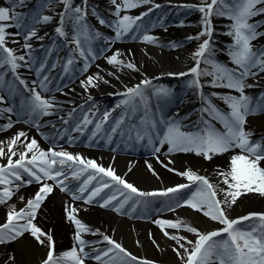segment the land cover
<instances>
[{
  "label": "snow or ice",
  "instance_id": "snow-or-ice-1",
  "mask_svg": "<svg viewBox=\"0 0 264 264\" xmlns=\"http://www.w3.org/2000/svg\"><path fill=\"white\" fill-rule=\"evenodd\" d=\"M163 7L156 0H0V133L23 124L50 145L42 148L24 130L0 138V248L39 245L38 264H158L79 217L95 205L153 223L172 242L167 247L176 264H264V211L231 215L244 197L264 199V0L172 5L200 17L195 35L167 44L154 34L167 31ZM214 18L222 21L219 31ZM124 41L143 45L142 58L149 59V46L163 52L195 43L188 52L192 66L146 75L131 48L115 47ZM134 73L138 78L125 83ZM162 76L177 78L179 86L160 83ZM113 81L120 87L108 95L117 100L101 105L93 90L115 88ZM65 144L145 153L184 182L142 189L112 164ZM175 154L228 160L215 167L213 183L191 166L171 167ZM56 189L70 197L63 217L74 227L73 245L60 252L53 231L40 223ZM182 209L200 214L208 226L181 218ZM146 239L167 250L152 232ZM135 244L143 247L139 239ZM0 256L2 264H17L15 249Z\"/></svg>",
  "mask_w": 264,
  "mask_h": 264
},
{
  "label": "bare ground",
  "instance_id": "bare-ground-1",
  "mask_svg": "<svg viewBox=\"0 0 264 264\" xmlns=\"http://www.w3.org/2000/svg\"><path fill=\"white\" fill-rule=\"evenodd\" d=\"M137 11L132 10V13L135 14ZM159 32V30L157 31ZM116 48H120L122 51H125L129 48L133 50L136 56V60L138 63L144 64V70L151 71L152 69H157L153 74L156 75L161 71H178L172 69V66H180L183 68L184 62L182 60H178L174 58V54L168 53L165 50L161 52L159 48L149 46L148 51L150 56L142 58L141 47L143 45L137 43L131 44H116ZM180 55L184 54L185 51H180ZM100 64L104 68H108L103 60L100 61ZM181 68V69H182ZM92 71H96L95 68ZM134 78H138V74H132L131 76L124 77L125 83L132 81ZM113 83L118 86L117 88L110 89L107 86H101V88L97 90H93V95L97 98V101L101 104L105 99L104 96L107 95L108 92L117 90L120 85L118 82L113 81ZM79 91V89H78ZM75 98V97H73ZM3 123V121H0ZM17 130H24L29 133L30 137H35L40 143L41 147L47 149L50 145L47 142L42 141V137L39 133L36 132L34 128L29 129L26 125L17 124L12 130L5 133H0V138H5ZM44 132H48V129H42ZM65 148L73 153L79 152L83 155L94 158L97 162L103 164L104 166H108L112 164L118 174L126 175V179L135 183L142 189H152V188H160L171 186L176 182H184L174 173H170L167 171L165 167L162 166L161 163L157 162L155 157L142 158L139 157L137 153L128 154L120 153L115 154L110 152L107 148H87L83 145L68 147L67 144L64 145ZM115 155V160L113 161L112 157ZM161 161L165 164L168 163V159L174 160V163L170 165L177 170H181L185 167L191 166L194 170H197L198 173L203 169L202 162L196 158L195 156L183 155V154H175L173 157H169L165 159V157H160ZM228 157H218L214 160L215 165H225L227 163ZM146 162L151 164L153 169L158 174L159 179L152 177L151 173L148 172ZM129 164L133 165L132 170L129 172L128 167ZM35 190V185L23 190L22 195H26L27 193H31ZM70 197L66 196L64 193L59 192L58 189L55 190L54 194L46 201L45 215L40 218V223L46 229H51L55 238V246L56 251L60 252L70 248L73 245V232L74 227L70 226L66 219L63 217V206L65 201H69ZM14 203L18 206L20 205V201L18 198H14ZM245 201H240L235 206L234 211L231 213L233 217L246 214L249 211L256 210H247L242 211L241 208L244 207ZM79 206V202H77ZM257 209H264V202H260L257 204ZM5 209L0 207V220L4 215ZM79 217L89 224L90 227L95 229H100L104 231L106 234L110 236H114V238L121 242L128 250L136 254L137 256H144L150 258L152 254L151 243L146 239L147 233L152 232L158 239L161 245V249L167 247V245H171L170 241L165 242V239L160 234L158 228L151 222H146L142 220H134L129 219L127 216H118L114 212L106 209H101L98 206H89L87 211H80ZM179 216L181 218H185L190 222H194L200 227L208 226V222L204 217L200 214H197L191 210H179ZM115 229V232H113ZM97 237H93L90 235H85V239H96ZM139 239L143 243V247L139 248L136 246L135 241ZM169 248V247H167ZM15 249L17 256V264H38L39 257L42 254V249L40 246L34 245L32 248H24L21 249L18 245H12L10 248L5 250L4 248H0V253H10ZM3 256H0V264H2ZM173 262H176V257ZM89 264H94V262L90 261Z\"/></svg>",
  "mask_w": 264,
  "mask_h": 264
},
{
  "label": "rangeland",
  "instance_id": "rangeland-1",
  "mask_svg": "<svg viewBox=\"0 0 264 264\" xmlns=\"http://www.w3.org/2000/svg\"><path fill=\"white\" fill-rule=\"evenodd\" d=\"M157 3H161L164 5V7L160 10L161 12L166 13V26H167V31H164L163 29H156V30H160V32L155 33L156 35H158L161 39V43H165L167 44V42L169 41H178L180 39V37H185L186 35H195L196 31H198V29H196L194 26L191 25V22L188 20L187 22L183 21V19L181 18H176L175 16L178 17V12L181 10V13L184 15H190L192 13H195L196 11H192L189 9H182V8H174L172 7V5H182V4H199L201 2V0H171V3H165V0H156ZM175 10V13L173 15H171V13H169V10ZM187 10V11H185ZM138 11V10H136ZM199 13V12H198ZM160 13L157 12L156 15H159ZM170 15V16H169ZM183 22L185 25H191V27H180V23ZM218 23L220 22V24L222 23V21H217ZM93 23H95L93 21ZM217 30L219 29V25L218 24ZM220 30V29H219ZM223 39V38H221ZM133 42L131 41H124L121 44H131ZM191 44V45H189ZM186 45H189L187 47H183L177 50H173V51H169L167 47H165V51L171 54H174V58H176L177 55H180V51H185L184 54L180 55V59L184 62V66L183 68L180 66H172V69L174 70H186V67H190L192 66V60L189 58L188 56V52L192 49L195 48V43H188ZM220 59L223 61L226 58L221 56ZM182 68V69H181ZM157 69H152L151 71H147L145 70V74H155L154 72ZM160 83H164V84H172L173 85V80L168 77V76H162L160 81ZM118 86H116L115 88H117ZM113 89V88H110ZM116 102V99L113 100H109L106 98V103L107 104H111L113 105ZM106 103H104L103 105L106 106ZM258 124L260 122H257ZM185 155V154H183ZM138 156L142 157V158H148V157H152L148 154L145 153H138ZM192 156V155H189ZM194 156V155H193ZM202 164H203V169L199 172V174L205 175L209 178V180L213 183H216L217 181V177L214 175V169L217 165H215V162L212 161L211 163L207 162V161H203L202 159H199ZM227 163H225L226 165ZM224 166V165H221ZM241 201H245V205L243 208H241L242 211H247V210H256V211H264V209H257V204L260 202H264V199L259 198L258 196H248V197H244L241 199ZM169 218H175L176 214L175 213H169V215H167ZM171 242V241H170ZM172 243V242H171ZM38 246V245H36ZM151 248H152V254L150 256V259L157 261L158 264H176V262H173V260H175V255L174 253H172L171 248H167L166 251H160L158 250L154 245L151 244ZM57 249V248H56Z\"/></svg>",
  "mask_w": 264,
  "mask_h": 264
},
{
  "label": "trees",
  "instance_id": "trees-1",
  "mask_svg": "<svg viewBox=\"0 0 264 264\" xmlns=\"http://www.w3.org/2000/svg\"><path fill=\"white\" fill-rule=\"evenodd\" d=\"M199 17H200V13L198 12H195V13H192V15L190 16V22L193 26H195L197 29H198V22H199ZM218 20H215L214 18V23H218L217 22ZM220 24V22L218 23Z\"/></svg>",
  "mask_w": 264,
  "mask_h": 264
}]
</instances>
